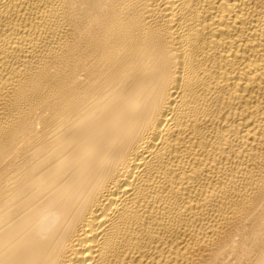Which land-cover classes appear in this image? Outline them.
I'll list each match as a JSON object with an SVG mask.
<instances>
[{"label":"bare ground","instance_id":"obj_1","mask_svg":"<svg viewBox=\"0 0 264 264\" xmlns=\"http://www.w3.org/2000/svg\"><path fill=\"white\" fill-rule=\"evenodd\" d=\"M0 264H264V0H0Z\"/></svg>","mask_w":264,"mask_h":264}]
</instances>
